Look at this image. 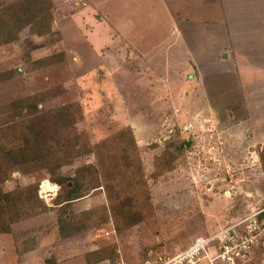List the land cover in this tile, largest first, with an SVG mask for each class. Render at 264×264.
I'll use <instances>...</instances> for the list:
<instances>
[{
	"label": "rangeland",
	"instance_id": "1",
	"mask_svg": "<svg viewBox=\"0 0 264 264\" xmlns=\"http://www.w3.org/2000/svg\"><path fill=\"white\" fill-rule=\"evenodd\" d=\"M165 1L169 8L164 0H52L50 32L38 35L27 24L0 47V72L16 70L0 82V145H23L38 134L36 122L27 129L37 114L18 101L46 93L34 102L38 110L71 106L75 115L74 126L60 136L67 143L76 139L78 156L60 175L74 176L98 156H122L117 168L114 158L104 159L115 173L113 179L109 172L101 175L104 188L66 209L55 206L60 184L46 170L0 164L2 191L37 185L45 206L34 220L12 226L14 239L25 241L23 264H89L87 254L99 249L115 257L93 264H154L264 207L259 13L244 18L227 2L226 16L212 18L224 17L223 33L238 50L236 64L228 66L208 58L216 44L206 32L194 33L195 0ZM188 51L196 53L195 62ZM47 57L50 65L35 67ZM18 121L24 124L16 132L1 130ZM179 138L192 145L177 154L170 143ZM60 214L80 215L90 228L81 225L77 234L60 237ZM11 240L0 235V264L12 254ZM34 243L37 250L27 251ZM254 256L251 264H264V249Z\"/></svg>",
	"mask_w": 264,
	"mask_h": 264
},
{
	"label": "trees",
	"instance_id": "2",
	"mask_svg": "<svg viewBox=\"0 0 264 264\" xmlns=\"http://www.w3.org/2000/svg\"><path fill=\"white\" fill-rule=\"evenodd\" d=\"M51 1L52 0H18L8 4H6L5 0L0 1V47L14 41L20 30L27 26V24L30 25L31 30L38 35L50 32L53 29L51 21L52 15L50 13L52 7ZM50 58L51 57H47L35 61V67L39 68L50 65ZM15 72V69L1 71L0 82L10 79ZM45 96L46 93H34L24 96L18 101L20 105H23V108H27L28 106L29 114H37L33 118L34 121L30 119L29 122H27V129H35L33 127L31 128L30 125L33 122L38 123L40 129L37 127V130L39 129L38 134L31 137V139H26L23 145L18 144L13 147H9L6 144L0 145V164H5V166H7L14 163L21 167L34 164L46 170L51 176L55 177L60 184L59 194H57L55 199V206H63L64 209H66L74 200L88 196L92 191L94 192L101 189V187H103L101 175L104 174L105 171L109 172L111 179H113L115 173L110 172L111 170L105 167L104 159L112 161L114 158L116 165H113V167L117 168V166L121 164L122 156L119 157L120 159L116 155H112L113 157L111 156L109 158H103V155L101 157L98 156L95 163H86L77 167L74 176L60 175L62 167L72 163L78 156L75 148L77 143L76 139H73L71 143H67L62 142L60 136L63 130L69 131L74 126L75 115L70 112L71 106L54 108L51 110H38L36 103L44 99ZM34 102L36 103L34 104ZM11 109V107H6L4 111H9ZM23 122L24 121L10 123L3 126L1 130L6 131L4 132L5 135L8 134L7 132L9 131L16 132L17 127L23 128ZM45 124L47 125V130L45 129ZM22 130L23 129H19V133ZM50 131L58 132L59 137H53ZM126 131L128 130L126 129ZM15 136H17V134L12 135V138ZM117 137L120 139L122 135H118ZM132 138L134 140L133 135ZM177 140L176 143H170V145H175V152L177 154L183 152L185 148H190L192 145L190 139L179 138ZM131 142H133V145L135 144V141H132V139ZM43 206L44 204L38 196L37 185H30L25 188L18 187L9 192H4L0 188V234L12 233V226L14 223H18L40 213ZM46 209L47 208H44V210ZM91 213L94 214L93 212ZM91 213L85 216L90 218L92 217ZM79 216L80 215L70 214L63 217V214L59 215L60 221L58 222V231L60 237L77 234L79 226L81 225L83 230H88L90 228L88 227V223L83 221ZM114 255L115 254H111L110 256L105 249H99L87 254V257L90 259L88 263L93 264L97 259H114Z\"/></svg>",
	"mask_w": 264,
	"mask_h": 264
},
{
	"label": "built area",
	"instance_id": "3",
	"mask_svg": "<svg viewBox=\"0 0 264 264\" xmlns=\"http://www.w3.org/2000/svg\"><path fill=\"white\" fill-rule=\"evenodd\" d=\"M236 222L197 237L180 252L160 257L154 264H251L256 250L264 249V207Z\"/></svg>",
	"mask_w": 264,
	"mask_h": 264
},
{
	"label": "crops",
	"instance_id": "4",
	"mask_svg": "<svg viewBox=\"0 0 264 264\" xmlns=\"http://www.w3.org/2000/svg\"><path fill=\"white\" fill-rule=\"evenodd\" d=\"M164 2L166 3V5L168 7L167 2L165 0H164ZM195 2H196V5L193 9L198 10L199 14L197 17L198 20L196 19L197 21L195 22V26H194L195 32L194 33L200 34L202 31L206 32V36L211 37V40L209 41V43L216 44V46L214 45L213 49H212V53H214V54L208 55L209 56L208 58L209 59H212V58L215 59L217 61V64H219L218 62H220V61H218V59L224 60L223 64H225V65L228 64V66H230L231 64H236V57H238V54H237L238 50L234 49L233 45L231 46V42L227 40L229 38V36H228L229 33H228V35L226 34V36L223 33V31L225 32V30L228 29V25H226L227 21H224V17H223V20H215L214 22H212L211 20H212V18L218 19L219 13H221V12H222L221 13L222 15H223V12L225 14L226 8H224V6L228 2L230 5L229 10L233 11V12H238L240 10L241 13H244L242 15V17H244V18H245V13H253L254 16L258 15V13H259V20H258L257 24H258V27L260 29H264V16H262L264 13V0H195ZM236 3L238 5H241V9H240V7L239 8L234 7V5ZM189 6L191 7V4H189ZM206 13H208V14H206ZM170 15H171V20H172V18H173L172 11H171ZM207 15H209V16L206 17ZM224 16H226V14ZM172 21H174V20H172ZM177 24L178 23H176V25H175V23H174V25L176 27H177ZM195 34H194V36H195ZM227 42L229 43V45H227L228 44ZM261 43H264V41L262 40ZM261 43L259 45L257 43V48L255 49L256 50L255 54L258 57L263 58L264 49H263ZM190 58H192V61L195 62L193 58H197L196 53L194 52L193 55L191 54ZM263 78L264 77H261V79H263ZM34 219H35V217H30V218H27L26 221H32ZM19 223H21V221ZM0 235H2V234H0ZM3 235L9 236L12 238L11 245H10V250H11L12 254H9V256H7V254H6V257H9V259L6 260L5 264H23L25 262L24 256L26 253V249L24 248V244H25L24 239H22L23 241H19L18 239L15 240L14 239V236H15L14 233L3 234ZM4 242H2V243H4ZM38 245H37V243H34L32 246H30L31 248L27 249V251L28 250L29 251L30 250L31 251L37 250ZM3 248L5 249V247H3Z\"/></svg>",
	"mask_w": 264,
	"mask_h": 264
},
{
	"label": "water",
	"instance_id": "5",
	"mask_svg": "<svg viewBox=\"0 0 264 264\" xmlns=\"http://www.w3.org/2000/svg\"><path fill=\"white\" fill-rule=\"evenodd\" d=\"M19 69V68H18Z\"/></svg>",
	"mask_w": 264,
	"mask_h": 264
}]
</instances>
